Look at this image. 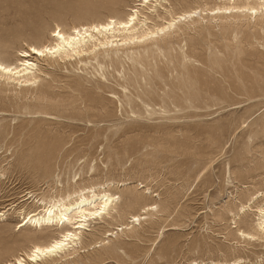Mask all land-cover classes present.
I'll list each match as a JSON object with an SVG mask.
<instances>
[{"label": "rangeland", "instance_id": "1", "mask_svg": "<svg viewBox=\"0 0 264 264\" xmlns=\"http://www.w3.org/2000/svg\"><path fill=\"white\" fill-rule=\"evenodd\" d=\"M135 1L0 0V60L57 25L123 19ZM210 16L150 43L40 60L27 88L0 79V264L57 235L20 226L40 198L106 184L114 217L94 220L76 251L27 264H264V238L237 232L257 222L242 205L264 203V15Z\"/></svg>", "mask_w": 264, "mask_h": 264}, {"label": "bare ground", "instance_id": "2", "mask_svg": "<svg viewBox=\"0 0 264 264\" xmlns=\"http://www.w3.org/2000/svg\"><path fill=\"white\" fill-rule=\"evenodd\" d=\"M205 6L206 8L197 7L177 12L170 0H136L127 7L123 19L111 16L105 21L75 25L71 30L57 25L51 31L50 37L45 43L39 45L29 44L28 49L19 50V58L14 63L0 60V65H3V67H0V79L4 78L6 81H12V83L27 88L36 84L38 79L41 78L37 73L41 70L37 64L40 60L53 63L57 60L59 62V60L64 61L76 57L80 59L84 55L95 53L98 49H112L115 47L118 50L119 47L134 46V44L148 42L167 34H179L182 29L180 23L189 21L194 23V18L199 15L206 14L208 17L211 15V18L220 19L243 16L255 18L258 14L264 15V0H215L209 6L205 3ZM57 31L60 32V36L54 35ZM33 48L37 49L36 53L31 52ZM24 53H27V55H24ZM40 53H43V55H40ZM5 68H11L12 71H5ZM108 187L109 184L90 185L89 187L66 192L64 195H52L53 197L49 199L40 198L37 201L39 206L35 211H28L26 214L24 212L25 215L20 226L40 228L41 230L45 227L57 226L59 230L57 235L44 244L32 245L28 251L20 253L19 256L2 264L39 263V261L46 260L48 257L59 256L62 253L65 256L67 252L70 254L71 250L76 251L83 231L94 220L100 219L102 221L105 218L114 217L113 212L118 208L119 196L111 193L107 189ZM262 195L263 193H259L256 196H251V201L254 203ZM252 207H255V209L252 210ZM154 208H156L154 205H150L144 211L149 213ZM247 212H253L257 216V222L253 227L254 232L241 228H238L237 232L241 239L250 243L264 238V203H259L256 206H252V202L248 205H242L239 214H246ZM96 213H99V215H96ZM5 215L6 211L1 210L0 218ZM141 215H132V218H135L132 222L135 220L141 221ZM129 225L130 223H123L122 226L124 227H121L120 230L123 231L129 228ZM118 230L117 228L116 234ZM112 234H114V231L109 232V236ZM57 244L60 247L56 248L53 253L47 254L45 252L46 249ZM37 248L41 250L39 253L35 251ZM32 255H36L37 259L32 260ZM242 262L243 259L239 258L233 264ZM214 264L227 263L214 262Z\"/></svg>", "mask_w": 264, "mask_h": 264}, {"label": "snow or ice", "instance_id": "3", "mask_svg": "<svg viewBox=\"0 0 264 264\" xmlns=\"http://www.w3.org/2000/svg\"><path fill=\"white\" fill-rule=\"evenodd\" d=\"M97 30H99V29H97ZM54 35H55V36H60V32L57 31V32L54 33ZM31 52H32V53H36V52H37V49H36V48H33V49H31ZM24 55H27V53H24ZM40 55H43V53H40ZM0 67H3V65H0ZM4 70H5V71H8V72H11V71H12L11 68H5ZM96 215H99V213H96ZM59 247H60L59 244L54 245L52 248H48V249H46L45 252H46L47 254H51V253H53V252L55 251L56 248H59ZM35 251H36L37 253H39L41 250H40L39 248H37ZM31 259H32V260L37 259L36 255H32V256H31Z\"/></svg>", "mask_w": 264, "mask_h": 264}]
</instances>
